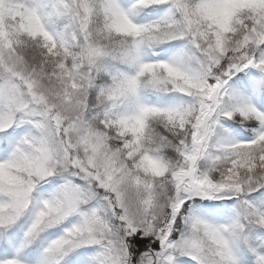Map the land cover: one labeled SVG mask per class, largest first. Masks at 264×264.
I'll return each mask as SVG.
<instances>
[{
    "label": "snow or ice",
    "instance_id": "obj_1",
    "mask_svg": "<svg viewBox=\"0 0 264 264\" xmlns=\"http://www.w3.org/2000/svg\"><path fill=\"white\" fill-rule=\"evenodd\" d=\"M0 264H264V0H0Z\"/></svg>",
    "mask_w": 264,
    "mask_h": 264
}]
</instances>
